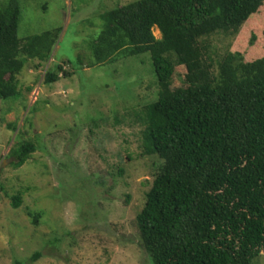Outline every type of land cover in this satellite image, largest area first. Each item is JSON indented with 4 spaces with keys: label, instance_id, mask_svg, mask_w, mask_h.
I'll return each mask as SVG.
<instances>
[{
    "label": "trees",
    "instance_id": "1",
    "mask_svg": "<svg viewBox=\"0 0 264 264\" xmlns=\"http://www.w3.org/2000/svg\"><path fill=\"white\" fill-rule=\"evenodd\" d=\"M263 5L133 0L101 14L104 27L90 54L78 56L79 66L92 67L150 54L157 81L149 85H158V97L131 111L142 124L141 154L161 161L136 214L139 245L152 264H252L264 252V28L257 32L262 26L250 22ZM20 16V0H0V101L21 93V55L47 61L62 32L20 39ZM172 55L185 68L180 85L173 83ZM72 74L58 63L44 81ZM35 150L34 142L22 141L13 150L16 165ZM21 195L11 196L14 207ZM29 214L38 223L40 214Z\"/></svg>",
    "mask_w": 264,
    "mask_h": 264
},
{
    "label": "rangeland",
    "instance_id": "2",
    "mask_svg": "<svg viewBox=\"0 0 264 264\" xmlns=\"http://www.w3.org/2000/svg\"><path fill=\"white\" fill-rule=\"evenodd\" d=\"M130 1L20 0V39L62 32L47 61L21 55V93L0 101V264H152L139 245L136 214L161 161L141 154L142 124L131 111L158 97V85H149L157 81L150 54L77 64L104 27L101 14ZM250 22L264 28V5ZM154 33L161 36L157 27ZM171 58L180 85L185 68ZM58 63L74 74L46 83V70ZM22 141L36 150L17 166L13 150ZM29 212L40 214L38 223ZM252 264H264V252Z\"/></svg>",
    "mask_w": 264,
    "mask_h": 264
}]
</instances>
